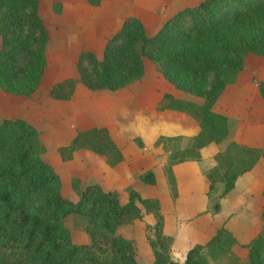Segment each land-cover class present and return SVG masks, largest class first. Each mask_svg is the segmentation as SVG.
Here are the masks:
<instances>
[{
	"label": "trees",
	"instance_id": "16d2710c",
	"mask_svg": "<svg viewBox=\"0 0 264 264\" xmlns=\"http://www.w3.org/2000/svg\"><path fill=\"white\" fill-rule=\"evenodd\" d=\"M40 2L0 0V89L6 92L29 96L51 77L46 54L49 35L39 14ZM249 53L264 57V0H200L169 16L153 34L146 32L138 17L128 16L106 39L101 58L80 51L76 75L52 82L48 95L69 101L79 84L88 90L125 88L143 76L148 60L163 79L190 96L182 99L165 92L158 109L184 112L198 125L189 145L170 155L171 173L173 164L199 160L203 147L229 136L228 117L214 106L227 85L236 81ZM258 86L264 102V81ZM109 128L92 124L77 130L59 150L68 159L77 149L88 151L117 168L124 155ZM160 139L165 138L160 136L155 144ZM47 150L41 132L25 119L0 120V264H209L204 249L213 258L230 253L245 256L248 264H264V228L240 244L223 225L205 244L192 245L182 261L175 260L159 199L143 197L136 189L139 184H156L153 170L137 174L136 185L123 192L74 177L71 183L78 198L71 201L62 195L53 165L43 158ZM263 157V149L235 141L214 155L216 165L205 172L209 192L222 183L214 211L221 208L220 199L228 198L237 177ZM257 210L264 220V205ZM70 215L81 221L87 242L73 241L66 225ZM135 220L144 222L151 250L145 262L139 261L135 240L123 233L124 226ZM238 245L244 254L235 252Z\"/></svg>",
	"mask_w": 264,
	"mask_h": 264
},
{
	"label": "rangeland",
	"instance_id": "374dc122",
	"mask_svg": "<svg viewBox=\"0 0 264 264\" xmlns=\"http://www.w3.org/2000/svg\"><path fill=\"white\" fill-rule=\"evenodd\" d=\"M126 1L129 6L126 5L127 7H122L124 12L126 14H131L130 16L138 17L142 21L146 32L148 34H153L169 16L183 7L198 3L200 0ZM122 4L124 3L122 2ZM120 8L121 2L119 4V1H116L115 4H112L113 12L115 9L119 10ZM104 11L108 13L107 10ZM104 11L101 10L100 15H105ZM113 12H111V14H113ZM127 17L125 16L124 20ZM103 40H100L101 44L91 46V49L96 51L94 54L98 58H101L103 54L105 45V40L104 42ZM66 54L69 58L71 54L74 56L72 49H69V52ZM78 54L79 52L77 56ZM65 62L68 63L67 61ZM49 64L50 65L47 66V73L50 75L55 74V76L44 78L39 89L31 95H18L0 89V120L3 118H22L41 132L42 140L45 141L48 147L46 153L43 154V158L48 160L58 173L61 181V193L65 198L71 201H76L78 198L71 183L74 177H82L85 183L99 181L98 184H102L110 189L113 187L112 190L116 189L119 192H123L124 190L121 189L122 184L118 178L121 177L122 180L126 182L129 180L125 175L126 172H123L122 169L118 170L110 168V166L103 167L101 165L103 161L96 158L88 151L77 149L73 153V157L68 159L65 153L59 150L60 147L70 143V140L76 134L77 130H81L92 124L101 127L106 126V128L107 126L110 127L109 135L115 140V143L119 145L123 151L131 150L130 154H132V159L136 161V163L134 162L136 164L134 166L136 171L129 180L132 182L131 185H136L135 179L137 180L136 176L138 173L149 170L153 162V158L148 155L150 151H156L155 155L157 157L168 156L166 158V165H164V172L167 174L169 183L173 184L167 167L169 165V157L171 154L178 150H183L189 145L192 134L198 128V125L193 118L186 115L184 112L178 110H159L158 102L165 92L171 93L174 97L182 99L190 98L189 95L176 90L162 78L155 65L145 60V71L143 76L139 80L130 83L125 88L116 91L88 90L85 86L79 84L73 99L69 101L56 100L49 97V87L55 80L73 76L75 74V72H73L75 62L71 65L65 64V68L62 69L64 66H59L55 62L54 55L49 54ZM69 67L71 68L68 69ZM154 122L158 125L154 126ZM159 124L161 127L166 124L164 130H162L164 134L175 130L182 132V134L171 137L160 134L161 128ZM231 125H233V122ZM244 129L245 127L243 130ZM160 136H163L165 139H160V142L155 144ZM136 138H139L142 145H139V141ZM120 167L123 168L122 166ZM208 170H205V172ZM252 174L254 175V177H250L252 182L264 186V170L258 172L254 169ZM124 181H122L123 184H126ZM137 186H141L139 188L140 192H146L143 189L145 184H139ZM172 187L173 185L171 188ZM252 189L256 190L257 188L252 186ZM221 191L222 183L220 182L215 184V188L212 191L209 192L208 189L209 207L211 209H213V205L215 201L218 200V195ZM255 199L256 198L253 196V198L251 197L247 200L253 203L256 202ZM220 201L223 213L229 212L230 208L226 201H224V199H220ZM134 223L140 224L141 227L139 228L141 231H139L140 229H138ZM238 223L239 222H235L236 233L228 230L240 244L248 242L257 234V231L259 232L264 228V220L261 218L258 224H256L258 228L256 231L255 229L254 231L248 230L245 233L242 224L238 225ZM248 224H254L255 226L253 221H248ZM66 225L71 228L74 242L85 243L88 241L87 235L81 229L82 224L79 219H75L70 215L66 219ZM223 226H225V223H223ZM143 227L144 222L142 220H135L131 224L124 226L123 229L125 236L134 239L136 244V238L146 243L149 251H144L143 243L140 244V247L137 245L139 261L141 262L147 261L151 252L144 237ZM202 252L209 264H248L245 256L239 258L230 253H226L219 255L217 258H213L209 256L207 249H204ZM235 252L244 254V251L239 248V245L236 247Z\"/></svg>",
	"mask_w": 264,
	"mask_h": 264
},
{
	"label": "crops",
	"instance_id": "0c3cea01",
	"mask_svg": "<svg viewBox=\"0 0 264 264\" xmlns=\"http://www.w3.org/2000/svg\"><path fill=\"white\" fill-rule=\"evenodd\" d=\"M116 1H119V4L121 2V8L115 9L116 11L113 12L112 4H115ZM126 5L129 6L126 0H100L99 4L95 5L89 3V0H41L38 10L49 35L46 51L47 65H50L49 54H53L55 62L59 66H64L62 68L64 69L65 64L71 65L76 61L78 52L89 50L96 53L91 49V46L101 44L100 40L103 39L106 42L109 36L119 30L124 17L131 15L126 14L122 9L123 6L127 7ZM101 10L105 12V15H100ZM69 49L74 52V56L72 53L70 58L66 54ZM73 72H75L73 75L75 76V67H73ZM51 76H55V74H51ZM260 81H264V57L249 53L245 58L244 68L236 81L227 85L214 106L216 111L228 117L229 136L222 143H210L203 147L200 150L199 160H186L173 164L170 168V179L173 180V184L169 183L167 174L164 172L168 156L157 157L156 151L148 153L153 158L149 169L155 173L156 184H145L143 187L145 193L140 192L141 186H137L136 189L143 197L159 199L160 211L163 215V229L167 235L173 238L171 255L177 261L184 259L186 251L192 245L205 244L223 223L227 229L234 233L237 232L235 222H239L238 225L242 224L245 233L248 230L254 231L255 229L256 231L258 229L256 224L261 217L257 206L264 205V196L262 195L264 186L252 182L250 177H254L252 174L254 169L258 172L264 170V157L260 158L251 170L237 177L233 190L226 196L228 198L224 199L230 208L227 213H223L222 207L218 211L209 207L208 184L204 172L216 165L214 155L230 141L261 148L264 151V102L259 93L258 84ZM232 122L233 125H231ZM153 125L158 124L154 122ZM165 125L161 127L159 124L160 134L168 137L182 134L176 130L164 134L162 130ZM197 131L198 128L192 136ZM130 151H123L124 160L115 168L126 172L125 175L129 180L136 171L134 169L136 161L132 159ZM104 164L103 161L101 165L108 166ZM118 179L123 190L132 184L129 180L128 182L122 180L121 177ZM252 186L257 189H252ZM253 196L257 203L247 200ZM248 221H253L255 226L248 224ZM134 225L138 229L141 227L137 223ZM136 241L138 247L143 243L144 251H149L146 243L137 238Z\"/></svg>",
	"mask_w": 264,
	"mask_h": 264
}]
</instances>
